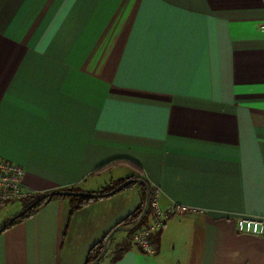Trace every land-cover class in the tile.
<instances>
[{
    "label": "crops",
    "instance_id": "obj_1",
    "mask_svg": "<svg viewBox=\"0 0 264 264\" xmlns=\"http://www.w3.org/2000/svg\"><path fill=\"white\" fill-rule=\"evenodd\" d=\"M0 157L25 199L145 178L190 208L99 264H264L235 223L264 216V0H0ZM143 194L53 198L0 233V264H87Z\"/></svg>",
    "mask_w": 264,
    "mask_h": 264
},
{
    "label": "built area",
    "instance_id": "obj_2",
    "mask_svg": "<svg viewBox=\"0 0 264 264\" xmlns=\"http://www.w3.org/2000/svg\"><path fill=\"white\" fill-rule=\"evenodd\" d=\"M25 174L24 167L0 157V201H17L31 193L25 186ZM159 192L160 189L156 188L150 195L152 218L133 235L134 243L147 253H153L150 236L163 228L171 215L190 210L188 206L179 204L162 208ZM235 223L240 233L264 237V216L241 214L236 217Z\"/></svg>",
    "mask_w": 264,
    "mask_h": 264
},
{
    "label": "trees",
    "instance_id": "obj_3",
    "mask_svg": "<svg viewBox=\"0 0 264 264\" xmlns=\"http://www.w3.org/2000/svg\"><path fill=\"white\" fill-rule=\"evenodd\" d=\"M144 180H146L145 178H142ZM122 181L124 180H121L117 183H115L114 185L112 186H107L103 192H108L110 190H112L113 188H115L119 183H121ZM147 181V180H146ZM148 182V181H147ZM149 183V182H148ZM135 184V183H133ZM131 184V185H133ZM129 185V186H131ZM150 185V184H149ZM127 186V187H129ZM126 187V188H127ZM143 189H144V194H143V199H142V202L141 204L137 207V209L131 213L125 220L124 222L122 223V225H125V226H132L134 225L138 219L140 218L141 214H142V211L144 209V206L147 202H149V197L147 195V192H146V189L145 187L142 185ZM150 189H151V193L153 192V187L150 185ZM67 190H73V191H81L80 189L76 188V187H72V188H68ZM39 195L41 194H36L34 196H31L29 198H27V201L25 202V207H27L31 202H33ZM57 197H64V196H54V197H50L40 203H38L37 205H35L32 209H30L26 214H24L23 216L19 217L18 219H16L9 227L15 225L16 223L30 217V216H33L35 215L36 213H38L46 203H48L51 199L53 198H57ZM65 198H69L70 201H71V212H74L75 210L83 207L84 205L88 204L89 202H91L93 199H90V198H84V197H65ZM96 199V198H95ZM7 201H0V207L1 205H3L4 203H6ZM23 208V209H24ZM152 212V207L150 206L149 208V211H148V214L147 216L141 221V223L133 230L129 231V235H132L134 234L135 231H137L139 228H141L143 225L146 224L147 222V218H148V215ZM9 220V219H8ZM7 220V221H8ZM6 221V222H7ZM4 224V223H3ZM2 224V225H3ZM1 225V226H2ZM7 227V228H9ZM6 228V229H7ZM109 233L105 236V238L99 242H97L90 250L89 252V256H88V260H87V264H91L98 256L99 254L102 252L103 248H104V244L107 240V237H108ZM128 244L127 245H123L122 248H120L117 253L115 254L113 260H117L121 257V255L123 254V252L128 248Z\"/></svg>",
    "mask_w": 264,
    "mask_h": 264
},
{
    "label": "water",
    "instance_id": "obj_4",
    "mask_svg": "<svg viewBox=\"0 0 264 264\" xmlns=\"http://www.w3.org/2000/svg\"><path fill=\"white\" fill-rule=\"evenodd\" d=\"M133 183H138L141 184L145 187L147 195L149 197V202H147L144 206V209L142 211V214L138 221L132 225V226H125V225H117L108 235L107 240L104 244V248L102 252L99 254V256L91 263V264H99V262L104 258L108 251V242L111 239L112 235L114 232L118 230H125V231H131L135 229L141 221L146 217L148 214L149 208H150V195H151V189L149 183L142 179V178H129L121 183H119L115 188L108 192H89V191H73V190H67V189H58V190H51L48 192H44L41 195H39L33 202H31L27 207L22 209L20 212L16 213L13 215L7 222H5L2 226H0V233H2L7 227H9L16 219L19 217L23 216L26 214L30 209H32L35 205L38 203L54 196H64V197H84V198H90V199H95V198H102V197H108L111 196L127 186L133 184Z\"/></svg>",
    "mask_w": 264,
    "mask_h": 264
},
{
    "label": "rangeland",
    "instance_id": "obj_5",
    "mask_svg": "<svg viewBox=\"0 0 264 264\" xmlns=\"http://www.w3.org/2000/svg\"><path fill=\"white\" fill-rule=\"evenodd\" d=\"M18 201H21L19 204ZM27 201V198H22L20 200H13V201H7L6 203H4L3 205H1L0 207V226L5 223L8 219H10L13 215H15L16 213L20 212L24 206H25V202ZM21 206V207H19ZM16 207H19L18 209ZM17 212H16V211Z\"/></svg>",
    "mask_w": 264,
    "mask_h": 264
}]
</instances>
